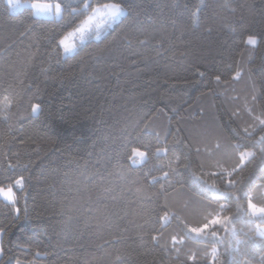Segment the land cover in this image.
I'll list each match as a JSON object with an SVG mask.
<instances>
[{"label":"trees","instance_id":"1","mask_svg":"<svg viewBox=\"0 0 264 264\" xmlns=\"http://www.w3.org/2000/svg\"><path fill=\"white\" fill-rule=\"evenodd\" d=\"M57 2L67 17L60 35L89 15L90 10L80 17L84 0ZM118 2L129 12L122 24L107 26L98 39L90 34L72 55L63 56L61 48L44 38L57 25L30 16L29 8L12 14L0 0V186H10L6 177L14 182L23 176L26 187V200L14 188L19 213L0 199V264H192L188 255L203 262L211 247L198 243L175 218L156 219L163 214L158 205L165 203L190 226L203 223L212 211L197 203L188 173L171 177V187L157 197L160 184H144L143 171L158 161L150 156L147 164L128 173L120 168L126 162L121 158L148 114L153 132L163 137L169 129L179 130L194 150L201 149L198 163L203 162L204 170L218 171L220 156L205 150H213L219 140L222 151H229L232 113H240V124L248 119L246 107L259 111L264 103V0H204L209 8L196 27L184 5L200 0ZM250 33L260 37L256 48L242 43ZM237 71L240 76L233 79ZM215 75L222 77L219 83ZM6 97L14 101L11 109L4 107ZM35 102L42 105L38 116L31 114ZM153 145L154 153V139ZM221 163L230 167L234 160ZM262 169L264 163L257 159L242 173L245 178L251 173L245 189L258 204L264 203V188L255 186L264 185ZM152 174L162 172L153 168ZM190 199L193 203L185 208ZM238 215L229 228L244 243L236 246L230 237L226 241L239 248L232 253V264H264V241L255 237L257 225L264 224H249L247 215ZM180 234L188 239L177 245L178 254L171 236ZM153 235L160 237L159 244ZM221 235L226 234L221 230ZM37 251L41 256H35Z\"/></svg>","mask_w":264,"mask_h":264},{"label":"snow or ice","instance_id":"2","mask_svg":"<svg viewBox=\"0 0 264 264\" xmlns=\"http://www.w3.org/2000/svg\"><path fill=\"white\" fill-rule=\"evenodd\" d=\"M28 7L26 4H22L21 0H7V11L15 12L20 8ZM184 8L189 12V18L193 27L198 26L199 16L209 8L208 4L204 3V0H200V3L188 5L185 4ZM30 16H46L49 17V22L57 25L54 29H47L45 39L50 45H54L58 48H62L64 53H74L76 50V44L68 43L69 38L79 39L83 42L85 35L93 30V22L99 18V23H95V37L98 39L100 36V30L102 25H107L109 28L114 23H123L128 18L129 12L127 7L118 0H111V2L102 4H93L89 0H84L83 14L89 12L84 19H78L73 25L69 27L63 35H60L59 26L66 22L67 17L59 2L51 3H37L35 0L30 5ZM75 11V10H74ZM229 32H234L235 29L230 26H225ZM111 34V33H109ZM260 37L257 34L250 33L246 35L242 43L245 46H251L256 48L260 44ZM139 44L146 43L145 40H139ZM98 52L103 53L104 49H97ZM31 59H29V63ZM198 75L203 77L204 72H199ZM240 76V72L237 71L233 79H237ZM215 82L219 83L222 79L220 75L213 77ZM19 94H17V99ZM38 101V96L36 97ZM6 103L4 107L11 109L13 106V99L5 98ZM256 97L253 96V104L255 105ZM31 114L38 116L42 111V105L39 102L31 103ZM162 111V110H161ZM248 119L241 121L237 124L236 121L240 118L239 112H233L229 118L230 123L234 126L230 127L227 135V149L229 151H222V144L219 140L213 146V150H205L208 155L218 154L220 161L217 162V170L206 171L204 170L203 162L198 163V158L201 155V149L199 147L193 149L191 143L185 142V139L179 135V130L176 133H171V129L168 130L162 137L159 132L152 131L153 117L145 114V121L143 127L139 129L134 137H130L125 144L126 151L121 159L126 162L120 164V168L123 171L131 173L139 167H143L148 163L149 157L158 161V166H149L143 171L144 184L154 187L156 184H160V190L155 193V196L162 195L168 191L171 187V177L188 173L191 176V183L196 186L195 193L199 198L197 203L204 208H211L212 211L207 214L205 221L198 226H190L179 216L174 213H170L167 209V204L158 205L159 210L163 213L156 217L158 221H168L170 218H175L183 225L186 233L194 234L198 243H205L210 245V248L205 250V259L203 262L198 261L195 254L188 255L187 261H191L192 264H232V253L239 251L238 247H233L232 243L226 242L229 237L234 240L236 246L244 243L240 239H236V229L229 228L230 224H235L240 216L238 214L244 213L247 215V223L251 224L255 221H260L264 224V203H256L254 197L250 191L245 189V182H252V175L245 178L242 173L250 164L259 159L261 163H264V103L259 106V111L254 106L252 108L246 107ZM172 134L173 140L168 141V135ZM259 134V135H257ZM153 139L155 140V152L153 149ZM163 143V147H161ZM128 145H132L130 149ZM177 145H182V151H177ZM171 153V155H169ZM194 156L196 159H194ZM163 157L164 159H161ZM166 160V163H165ZM234 160V163L230 167L223 166L221 161ZM12 167H15L14 165ZM165 167L167 170L165 171ZM153 168L162 172V175L155 176L152 174ZM198 169V170H197ZM264 172V169L261 170ZM239 177V179L237 178ZM9 180L7 188L0 186V196H3L6 201L12 206V211L19 213L21 209L17 207L18 199L14 196L15 186H19L21 193H25L24 198L26 200V187L25 177L20 176L14 180L10 177H6ZM212 180L209 183V180ZM164 182H167L165 184ZM2 183V182H0ZM257 188H264V185H255ZM143 188H138L137 191H142ZM223 201V202H221ZM246 201V212L244 210V202ZM193 201L190 199L185 202V208H188ZM235 207L236 212L232 213V207ZM228 213V214H225ZM25 218L27 217V211L24 210ZM16 220L20 219V216L15 217ZM221 230L226 234L221 235ZM3 229H0V237H2ZM255 237L264 241V228L257 225L255 229ZM152 241L159 244L160 237L153 235ZM188 236L184 234L172 235L171 246L175 252L180 253V247L178 244H184ZM168 245L166 244L165 247ZM223 248V251L220 249ZM3 241L0 238V255H3ZM35 256H41L40 251L35 253ZM16 264H20L17 260ZM35 264V261L32 262Z\"/></svg>","mask_w":264,"mask_h":264},{"label":"rangeland","instance_id":"3","mask_svg":"<svg viewBox=\"0 0 264 264\" xmlns=\"http://www.w3.org/2000/svg\"><path fill=\"white\" fill-rule=\"evenodd\" d=\"M4 2H5V4L7 5V0H4ZM21 3H22V4H26V5H28V7L20 8V9H18V10L15 11V12L10 11V13L15 14V13H18V12L22 11V10L25 9V8H29V9H30V5H31L32 2L21 1ZM34 17H36V18H41V19H50L49 17L42 16V15H41V16H34ZM99 22H100V21H99V18H97V20H95V21L93 22V30L85 35V38H84L83 42H81L78 38L75 39V41L73 40V38H69L68 43L71 44V43L75 42V44H76V49H77L78 45L85 43V42L89 39V35H90V34L95 33V23H99ZM116 23H117V22H116ZM106 27H107V25H102L100 31L104 30ZM93 38L96 39V37H93ZM61 49H62V48H61ZM75 51H76V50H75ZM62 52H63V49H62ZM72 54H73V53H64V52H63V56H69V55H72ZM15 188H16V189H19V186H15ZM13 194H14V196H15V193H14V192H13ZM0 199L3 200V201L6 202V203H9L8 201H6V200L4 199L3 196H0Z\"/></svg>","mask_w":264,"mask_h":264}]
</instances>
